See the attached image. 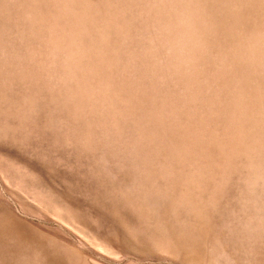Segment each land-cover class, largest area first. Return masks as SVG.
I'll list each match as a JSON object with an SVG mask.
<instances>
[{"label": "rangeland", "instance_id": "374dc122", "mask_svg": "<svg viewBox=\"0 0 264 264\" xmlns=\"http://www.w3.org/2000/svg\"><path fill=\"white\" fill-rule=\"evenodd\" d=\"M0 264H264V0H0Z\"/></svg>", "mask_w": 264, "mask_h": 264}]
</instances>
